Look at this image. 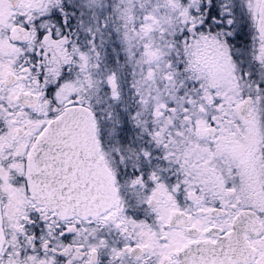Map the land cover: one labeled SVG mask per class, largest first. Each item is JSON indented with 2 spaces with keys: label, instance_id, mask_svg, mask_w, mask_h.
Listing matches in <instances>:
<instances>
[{
  "label": "snow or ice",
  "instance_id": "obj_1",
  "mask_svg": "<svg viewBox=\"0 0 264 264\" xmlns=\"http://www.w3.org/2000/svg\"><path fill=\"white\" fill-rule=\"evenodd\" d=\"M0 264H264V0H0Z\"/></svg>",
  "mask_w": 264,
  "mask_h": 264
}]
</instances>
